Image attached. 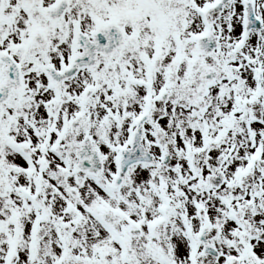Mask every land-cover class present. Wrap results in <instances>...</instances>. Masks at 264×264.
Listing matches in <instances>:
<instances>
[{"label":"snow or ice","instance_id":"snow-or-ice-1","mask_svg":"<svg viewBox=\"0 0 264 264\" xmlns=\"http://www.w3.org/2000/svg\"><path fill=\"white\" fill-rule=\"evenodd\" d=\"M0 264H264V0H0Z\"/></svg>","mask_w":264,"mask_h":264}]
</instances>
